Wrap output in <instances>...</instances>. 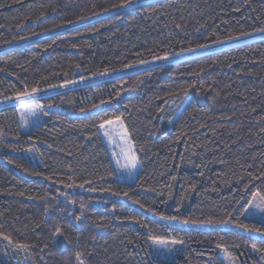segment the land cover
Returning a JSON list of instances; mask_svg holds the SVG:
<instances>
[{
	"label": "trees",
	"instance_id": "trees-1",
	"mask_svg": "<svg viewBox=\"0 0 264 264\" xmlns=\"http://www.w3.org/2000/svg\"><path fill=\"white\" fill-rule=\"evenodd\" d=\"M125 2L0 0V101L136 67L46 94L29 131L18 105L0 108V264H264V236L239 226L264 232L243 211L264 195V0L113 10ZM217 41L232 43L154 63ZM117 118L140 159L133 182L98 127ZM153 238L182 244L158 259Z\"/></svg>",
	"mask_w": 264,
	"mask_h": 264
},
{
	"label": "rangeland",
	"instance_id": "rangeland-1",
	"mask_svg": "<svg viewBox=\"0 0 264 264\" xmlns=\"http://www.w3.org/2000/svg\"><path fill=\"white\" fill-rule=\"evenodd\" d=\"M257 36H260V35H251L247 38H255ZM244 39H246V38H241L240 40H244ZM231 43L232 42H226V43L215 45V46H209V47H206L204 50L217 48L220 46L222 47V46H225V45L231 44ZM202 50L203 49L197 48L196 51H188L187 50V51L179 52L180 55H176V53H175V54L169 55L168 60H166V61L163 59H159V60L155 61L154 63L155 64H168V63L176 62V61L183 60V59H186V58L191 57V56L198 55L202 52ZM143 66L144 67H150L151 65L149 63H145V64H143ZM132 70H136V67H129V68L122 69L119 71L107 72V73H103V74L94 75V76H91L88 78L81 79V80L76 81V82L59 85V86L53 87L51 89H48L46 91L40 90V91H37L34 94V97H32V98L20 97V99H24L25 103L27 105H29L30 108L36 112L35 116L29 115L28 108H26L24 105L20 104L17 97L15 99H6V100L0 101V108L4 107L6 105H12V104L18 105L19 113H20L21 128L23 131H29L32 127H34L35 125H37L39 122H41L44 119L43 109L41 107V105H42L41 98L46 96V94L61 92V91H65V90H68V89H71L74 87H78V86H85L88 84H93V83H96V82H99L102 80H107V79L112 78L113 76H116L119 74H125L128 72H131ZM115 120L116 119H114L113 121H115ZM119 120H121V119H119ZM123 125H124V123H123ZM124 128H125V125H124ZM101 135L104 139V142H105V144L108 148V151L110 153V156L112 158V161L115 165L117 177L121 180H125L128 182L135 181L137 176L139 175V172L141 169V163H140L139 156L135 150L133 142H132V146H133V149L135 151L136 160H137L136 167L134 169H129V170H117V159H120L121 163L124 162L123 158L117 155L120 153V137L118 135H116L115 133H113V142L111 144H109L108 139L103 135V130H101ZM254 203L264 204V202L260 201L259 196H257L256 201H254ZM247 206H248V204L246 205V207ZM245 217L249 218V219H258V220L262 221V220H264V219H262V218H264V213H256L255 209L249 208V211L247 213L245 212ZM159 240L166 242L163 246H161L162 258H160V259L172 260L176 256V254L178 253L179 248H180L182 243L180 241H177V243L173 244L172 241H174V240H163V239H159ZM152 246H153L154 256L156 258H158L156 255L157 246L154 245L153 242H152ZM163 249H167V251H163Z\"/></svg>",
	"mask_w": 264,
	"mask_h": 264
},
{
	"label": "snow or ice",
	"instance_id": "snow-or-ice-1",
	"mask_svg": "<svg viewBox=\"0 0 264 264\" xmlns=\"http://www.w3.org/2000/svg\"><path fill=\"white\" fill-rule=\"evenodd\" d=\"M136 2H137V0H126L125 3L119 4V5H114L113 10L116 8L131 7ZM140 7H144V5H140ZM107 11H109V9H105V12H107ZM256 31L260 32V33H264V27L258 28ZM244 35H251V33H245ZM229 39H239V37H229ZM217 43H223V41H217ZM205 47H208V45H197V48H205ZM188 51H196V49H188ZM176 55H180V53H176ZM158 59H163L166 61V60H168V56L158 57ZM128 67H133V65H128ZM37 91H38V89L34 88V89H32L31 92H28L27 90H25L24 92L17 94V99L19 100V103L24 105L26 108H28V113H29V115H32V116H35L36 112L33 109H31L29 105H27L25 103L24 99H20V97L32 98V97H34V94ZM98 127H99V129L103 130V135L108 139L109 144H111L113 142V133H115L116 135H118L120 137V153L117 155L122 157L124 162L121 163L120 159H117V170L134 169L136 167V164H137L136 155H135V151H134L133 146H132V141L129 138V133H128L127 129L124 128L123 122L121 120H119V118H117L115 121L106 120V121L101 122ZM113 195H118V193H113ZM124 195H127V193H125ZM257 196L260 197L261 202H264V195H260L259 192L254 193L252 196V200L248 201V206L243 209L244 212L247 213L249 211V208H252V209L256 210V213H264V204L254 203V201H256ZM133 202L138 203V201H133ZM141 207H143V205H141ZM76 219L79 220L80 217H77ZM161 219H166L169 221H177L178 217H176V216L163 217L162 216ZM262 219H264V218H262ZM179 222L183 223V224L190 223L189 220H182ZM203 223L206 225H211L212 223H214V221L208 220V221H204ZM222 223L227 224L228 221H222ZM239 226L243 227L245 229V231L248 232L249 234L260 233L261 236H264V232H262L260 228H255V227L249 228L248 225H239ZM56 234L62 235V233H60L59 229H57ZM5 239H7V238L5 237ZM152 242L154 245L157 246L156 255H157L158 259L162 258L161 246H163L166 242L161 241L159 239H155V238H153ZM172 243L175 244V243H177V241H172ZM253 248L257 252L264 253V249H262V248H256L255 245H253ZM163 251H167V249H163ZM77 259L79 260V254H77ZM81 264H82V262H81Z\"/></svg>",
	"mask_w": 264,
	"mask_h": 264
}]
</instances>
